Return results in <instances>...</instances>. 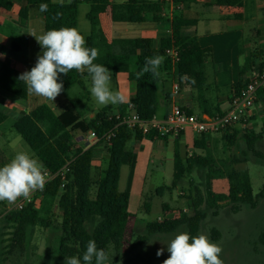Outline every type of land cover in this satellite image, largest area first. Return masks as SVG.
<instances>
[{"label":"trees","instance_id":"1","mask_svg":"<svg viewBox=\"0 0 264 264\" xmlns=\"http://www.w3.org/2000/svg\"><path fill=\"white\" fill-rule=\"evenodd\" d=\"M22 1L36 9H40L41 5L47 6L43 11L45 32L61 27L78 29L79 8L77 4L53 2V0ZM93 2L109 5V0H93ZM243 2L244 0H215V3L222 7L241 8ZM13 5V0H0V10L10 11ZM147 14H151L154 20L159 21L160 5L138 0L112 5V17L117 23L142 24L145 22ZM27 15V9H21L19 19L22 24L26 23ZM193 25H195V21L177 17L173 22L172 36L163 39L159 48H156L153 39H139L136 42V48L140 52L137 56H110L105 61L98 63L107 67L114 75L127 73L129 79L136 82V95L131 103L143 120H151L158 114L157 98L158 85L161 81L160 75L153 77L151 73L142 74L141 71L145 58L155 55H163L165 58L161 65L164 77L176 79L181 89L193 93V98L199 106L200 115L213 117L222 113L217 107L212 109V102L208 98L209 93L213 90L208 83L207 75L208 69L212 66V51L202 49L195 39L185 33V29ZM86 46L93 48L91 38L86 39ZM172 47L178 48L180 52V62L175 70L166 55V51ZM18 52L16 44H12L10 48L0 44L1 55ZM256 57V53L247 57L241 71V80L233 85L234 94L247 84L248 79L245 77L247 72L252 69L262 70L264 68V53L261 57H257L260 58L258 63L254 62ZM89 78L86 71L81 74L72 70L67 75L61 74L60 81L63 83L64 90L60 95L67 98L68 91L79 86L83 93L89 96L85 82ZM0 89L21 99L28 97L26 85L6 62L0 63ZM260 95L264 98V92H261ZM78 103L77 100H69L68 105L59 115L49 105L42 104L20 118L14 125L15 131L28 144L46 169L56 174L69 162L70 170L66 175L63 189H61L63 182L59 176L47 186L40 209L29 206L4 216V222L14 230L10 240L12 251L24 252L31 242L36 228L50 227L49 215L56 203L62 212L59 247L61 263H64L65 257L80 256L82 258L89 240H95L97 247L108 253L112 247L119 252L125 244L129 243V229L133 220V215L129 212L130 194L119 189L122 167L131 166L134 159V154L127 150V145L133 138L137 140L163 138L155 133L144 136L140 131L130 130L124 125L119 126L110 147L104 142L97 144L105 146L109 160L102 177L94 180L92 176L94 148L84 150L75 145L73 143L74 134L87 135L94 131L99 137H102L105 133L114 130L118 121L113 117L111 106L100 111L93 119L84 118L77 108ZM183 110L190 115L196 113L194 108H183ZM126 111L127 108L123 109L122 113L125 114ZM7 118V114L0 111V126ZM235 134L226 135L225 139L229 146H234L237 143L238 136ZM242 139L257 161L263 163L264 154L257 150V146L264 140V127L260 133L246 132ZM242 154L245 158H235L230 162L233 164L247 162V153ZM198 168L206 171V204L208 210H213V216H217L222 203L230 204L232 213L238 214L244 207L252 210L257 209L260 201L264 198V190L258 195L254 194L249 173L239 171L235 167L224 171L217 166L212 157L195 156L184 162L177 153L175 155L173 187H176L186 174H192ZM221 178L229 181L228 194H217L213 190V181ZM197 192L196 201L193 202L189 215L181 218L166 205L163 218L148 223L145 235L140 236L131 245V250L134 251L155 235L172 234L182 226L186 227L191 236L198 235L202 222L207 218V211L201 209L204 200L200 189H197ZM144 208L150 212L148 202L144 204ZM1 210L0 208V218L3 215V210ZM259 243L264 247V227L259 235ZM163 261L157 263L149 256L137 254L134 255L132 263H130L163 264Z\"/></svg>","mask_w":264,"mask_h":264},{"label":"crops","instance_id":"2","mask_svg":"<svg viewBox=\"0 0 264 264\" xmlns=\"http://www.w3.org/2000/svg\"><path fill=\"white\" fill-rule=\"evenodd\" d=\"M138 1L158 4L160 5V12L162 10H166L167 13L169 12L168 7L162 0ZM53 2H72L78 5V30L84 35L85 39L91 38L93 47L99 50L98 58L94 61V63L97 64L105 61L110 56H137L140 53L136 48V42L139 39H153L156 48H159L163 39L172 36L173 22L177 17L195 21V25L186 28L185 33L187 36L195 39L199 47L212 51V66L208 69L207 75L208 83L212 86L213 90L209 93L208 98L212 102V109L217 107L220 109V112H226L229 109L231 98L234 95L233 85L241 80V71L247 57L252 53H256L257 57H261L264 53V0H244L243 7L241 8L222 7L217 5L215 0H181L183 7L180 11L175 13L173 18L170 16L162 17L159 14L160 20L156 21L151 14H147L146 20L142 24L114 22L112 17V5L125 4L130 2V0H109V5L96 4L93 0H53ZM13 3L12 10H0V44L7 48H10L12 44H16L19 52L15 54L12 60H6L3 57L0 58V63H8L14 70L15 75L19 78L21 73L30 71L31 68L35 66L38 57L36 48L41 47L38 46L35 37L30 35L33 32L37 34L30 25L32 19L31 14L33 11L41 13L40 16L44 24L42 33L45 32V18L41 9L28 6V4L22 0H13ZM21 9H27L28 11L25 25H21L22 23L19 21ZM239 16L241 17L239 18ZM42 51L43 49L41 48V54ZM0 56L4 55L0 54ZM4 57H7V55ZM257 57L254 60L256 63H258L260 59ZM159 70L161 81L158 85V114L155 116L156 118L164 119L168 116L173 100H176L184 109L194 108L196 110L195 115L204 118L207 117L206 115H200L198 103L195 102L191 91L181 89L180 93L174 96L172 92L176 79H166L161 72V67ZM251 71L246 73L245 77L247 79ZM114 77L117 80L122 78V82L127 86L125 102L118 104L117 108L113 109L112 113L116 115L122 113V110L127 108L135 97L136 82L131 81L127 73H119L114 75ZM85 82L88 88L91 84V79H86ZM260 93L254 110L252 111L249 125L247 127L241 125L235 127L233 134L236 133L235 135L243 137L248 131L256 133L262 131L264 127V98L261 97ZM40 99L43 103H48L47 105H49L56 114L57 108L61 109L62 113L65 106L68 105L69 100H71L58 95L52 102L46 98L28 93L27 99H21L25 101V103H23L7 98L0 93V111L8 116L7 120L0 128H3L8 120H10V116L14 118L12 124L14 128V125L20 118L38 107L31 105V103L35 102L37 104ZM89 100L91 99L89 98ZM57 103L58 105L56 106ZM95 116L96 115L91 116L90 119H93ZM249 128H251V130ZM76 134L86 136L81 133ZM76 134H74L73 139L75 145L84 150L94 148L93 172L96 169H101L104 173L107 169L109 160V154L105 146L95 144L92 140L87 138V136L78 141L75 139ZM142 135L145 136L143 133ZM225 137L226 135L222 134L199 135L191 129H188L179 138L167 137L161 139L155 137L153 139L143 138L141 140L133 138L127 145V150L134 154L133 163L131 166L122 167L121 170V178L125 172L127 174L126 188L120 191L130 194L129 212L134 204L133 193L137 184V178L139 175L143 174V171L148 170L150 164L152 165L154 162L158 161L162 167L170 162L175 172V155L177 153L184 162L195 156L204 158L212 157L215 160L216 158L213 154H216L220 149L224 150H222L221 153L225 152V154H228V150H225L228 145ZM7 143H9V141H7ZM19 145L21 149L33 154L37 158L28 144V147H24L23 142ZM4 149L5 148L0 144L1 167L5 165L6 159L10 161L16 154V150L7 152ZM224 160L225 163L231 161L229 156H225ZM196 170L202 169L198 168L193 172ZM202 171L206 175V171Z\"/></svg>","mask_w":264,"mask_h":264},{"label":"rangeland","instance_id":"3","mask_svg":"<svg viewBox=\"0 0 264 264\" xmlns=\"http://www.w3.org/2000/svg\"><path fill=\"white\" fill-rule=\"evenodd\" d=\"M40 15L41 13L38 11H33L31 14L32 19L30 25L37 32V35L42 34V27L44 26ZM38 46L40 45L38 44ZM39 53L41 54V47L36 48L37 56ZM14 56V53H9L7 57L0 56V58L3 57L6 60H12ZM122 81V78L117 80L112 74V89L119 91L125 97L127 86ZM90 87L91 84L88 86L89 93ZM0 93L7 98L25 103L24 100L3 90H0ZM67 98L79 101L77 108L83 117L87 119L97 115L106 107L96 103L91 93L89 96L85 95L79 86L70 89ZM38 102L37 104L35 102L31 103V105L37 107L40 104H48L43 103L41 99ZM111 106L113 109H116L118 104ZM56 112L60 114L61 109L57 108ZM13 121L14 118L10 116V120H8L3 128H0V144L5 148V151L10 152V150H16L15 153H17L24 151L19 145L21 142L24 143V147L28 146L12 127ZM249 129L251 130V128ZM83 137L86 136L80 134L75 135V139L78 141ZM222 150L220 149L216 154L212 153L216 158L217 166L224 171L235 167L239 171L249 173L254 194H260L264 190V162L257 161V158L248 150L242 137L239 135L237 143L234 146H226L225 150H228V154H225V152L221 153ZM257 150L264 154V140L258 144ZM242 153H247V162L241 164L224 162L225 156H229L231 160L245 158ZM6 160L4 164L9 162L8 159ZM102 173L101 169L94 170L93 179L100 178ZM205 180V173L202 170H196L192 174H186L185 178L176 187H173L174 169L171 167L170 162L162 167L158 161L152 165L150 164L148 170L143 171V174L138 176L137 184L134 188V204L130 210V213L133 215V220L129 229V243L125 244L119 252L113 247L110 249L109 255L110 257L113 256V264H131L134 255L137 254L149 256L157 263L167 259L170 253L167 252L166 244L179 232H188L185 226H182L172 234L155 235L134 251L131 250V245L140 236L145 235V228L148 223L160 217L163 218L166 205L181 218L189 215L193 202L196 201L197 189H200L204 200L201 209L207 211V218L202 222L198 234L204 233L208 235L212 242L222 247L221 259L224 261V264H264V247L259 243V235L264 227V198L260 201L257 209L252 210L244 207L238 214L232 213L230 204L222 203L217 216H213V210H208L206 204ZM126 185L127 174L125 172L120 180V190H124ZM229 187V181L225 178L215 179L213 181V190L217 194H227ZM146 202L149 204L150 212H147L144 208ZM0 204L2 209L8 202L3 201ZM57 205L56 203L52 207L51 214L49 215L50 227L36 228L32 240L24 252L11 250L10 240L14 230L4 222L5 215L1 216L0 264H64L59 261L62 212ZM161 248L164 249V252L162 255L157 256L156 253Z\"/></svg>","mask_w":264,"mask_h":264},{"label":"clouds","instance_id":"4","mask_svg":"<svg viewBox=\"0 0 264 264\" xmlns=\"http://www.w3.org/2000/svg\"><path fill=\"white\" fill-rule=\"evenodd\" d=\"M46 8V5L40 6L41 11ZM30 35L35 37L43 51L38 55L35 66L19 76L29 94L53 102L64 90L60 75L76 70L81 74L86 71L90 76V93L99 105L125 102L124 95L111 87L112 73L109 69L94 63L99 50L87 47L84 35L77 28L61 27ZM164 59L163 55L146 57L142 74L151 73L153 77H158ZM47 179V170L38 158L27 151L17 152L0 167V202L12 204L19 198L30 199L33 192L44 190ZM166 248L170 255L163 264H224L221 259L222 247L204 233L191 236L188 232H179L166 244ZM163 252L161 248L156 255L160 256ZM81 261L83 264H113V256L98 248L95 240H89L82 258L65 257L64 264H81Z\"/></svg>","mask_w":264,"mask_h":264},{"label":"built area","instance_id":"5","mask_svg":"<svg viewBox=\"0 0 264 264\" xmlns=\"http://www.w3.org/2000/svg\"><path fill=\"white\" fill-rule=\"evenodd\" d=\"M168 7L169 12L162 10L160 16L171 18L175 13L183 7L181 0H162ZM166 55L172 62L173 69L177 68L180 62V52L176 47H172L166 51ZM181 91L179 82L174 81L173 95L177 96ZM264 91V68L262 70L253 69L248 77L247 84L231 98L229 109L226 112L216 114L213 117H200L190 115L179 105L176 100L171 103V110L168 116L164 119L154 117L151 120H143L135 106L130 103L125 114L118 113L114 115V119L118 121L114 130L105 133L99 137L96 132L91 131L86 136L95 144L104 142L109 147L112 145V139L115 136V131L121 125L126 126L133 131H140L145 135L155 133L162 138H179L185 131L191 129L199 135H230L234 133L235 127L241 125L247 127L249 120L259 97V93ZM111 117V118H113ZM68 162L58 173L54 174L47 170L48 179L43 191H35L31 194L30 199L19 198L15 203L6 204L2 207L3 215H8L12 212L23 210L29 206L35 209H40L42 206L43 194L47 186L56 178L61 177L64 188L66 183V175L70 170ZM1 208V207H0Z\"/></svg>","mask_w":264,"mask_h":264}]
</instances>
